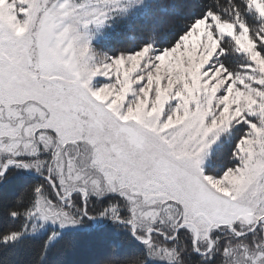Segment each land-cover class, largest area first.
<instances>
[{
	"label": "snow or ice",
	"instance_id": "obj_1",
	"mask_svg": "<svg viewBox=\"0 0 264 264\" xmlns=\"http://www.w3.org/2000/svg\"><path fill=\"white\" fill-rule=\"evenodd\" d=\"M146 6L0 0V178L14 166L45 180L17 197L30 203L8 215L26 223L0 243L27 221L58 226L42 262L63 230L100 219L143 246L100 264H264V0H214L163 47L91 45L90 26Z\"/></svg>",
	"mask_w": 264,
	"mask_h": 264
},
{
	"label": "trees",
	"instance_id": "obj_2",
	"mask_svg": "<svg viewBox=\"0 0 264 264\" xmlns=\"http://www.w3.org/2000/svg\"><path fill=\"white\" fill-rule=\"evenodd\" d=\"M146 4L129 19L117 18L109 27L107 36L93 47L109 53L134 51L149 39H154L159 47H163L174 41L187 23L201 15L207 7L214 6V0H150ZM245 18L249 23H256L254 13H247ZM238 58L241 57L229 55L226 62L232 64ZM221 160L225 164L230 162L224 154ZM30 172L28 174L26 169L13 166L4 178H0V233L19 230L26 223L23 216L11 218L8 210L28 207L30 200L27 197L22 204L17 203V197L33 185L45 183L42 175L33 170ZM106 222L85 219L75 229L63 230L62 238L52 243L48 255L41 262V250L52 228L45 233H32L29 232L31 221H27V229L16 241L0 243V264H100L106 255L124 257L143 250V246L133 240L127 230L115 229ZM55 231L61 230L57 226ZM113 238L122 241L115 252L112 249ZM70 245L74 247L70 248ZM156 262L163 264V261Z\"/></svg>",
	"mask_w": 264,
	"mask_h": 264
},
{
	"label": "rangeland",
	"instance_id": "obj_3",
	"mask_svg": "<svg viewBox=\"0 0 264 264\" xmlns=\"http://www.w3.org/2000/svg\"><path fill=\"white\" fill-rule=\"evenodd\" d=\"M150 1V0H146V3ZM121 16H116L114 19L110 20L107 24L105 25H102V26H90V30H89V34L91 36V45L93 46L95 43H98L102 38L106 37L108 32H109V27L112 26L115 21L117 20V18H119ZM222 30L223 31H227V32H231V25H222L221 26ZM204 35V26L203 24L200 25V28H199V33L197 35H194L192 37V40L189 42V41H186L185 42V49H186V52L185 53H179V55H185V54H189L188 53V46H189V43L191 44V47L192 49L194 50L200 43V37ZM241 41H242V46H247V47H250V44L248 43L246 37H240ZM217 46V42L215 40H213L211 38L210 35H208V43H207V55H202V59H207V56L208 55H211L212 52L215 51V48ZM235 61L237 62H233L232 64H236L238 62H242V57L241 58H238L236 59ZM55 227L57 226H54V225H51V224H48V225H45L43 228H40L38 231H32V221H31V225L29 226V232H32V233H45L48 231L49 228H52V231L55 230ZM155 264H159L158 262H155Z\"/></svg>",
	"mask_w": 264,
	"mask_h": 264
},
{
	"label": "water",
	"instance_id": "obj_4",
	"mask_svg": "<svg viewBox=\"0 0 264 264\" xmlns=\"http://www.w3.org/2000/svg\"><path fill=\"white\" fill-rule=\"evenodd\" d=\"M27 171H28V174H31L30 170H27ZM108 223H110V222H106V224H108ZM95 224L97 226V223H95Z\"/></svg>",
	"mask_w": 264,
	"mask_h": 264
}]
</instances>
